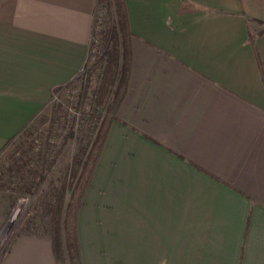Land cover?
I'll list each match as a JSON object with an SVG mask.
<instances>
[{"label": "crops", "instance_id": "1", "mask_svg": "<svg viewBox=\"0 0 264 264\" xmlns=\"http://www.w3.org/2000/svg\"><path fill=\"white\" fill-rule=\"evenodd\" d=\"M125 3L127 92L78 208L81 264H264V0ZM96 5L0 0V150L85 67ZM23 238L5 264H56Z\"/></svg>", "mask_w": 264, "mask_h": 264}, {"label": "trees", "instance_id": "2", "mask_svg": "<svg viewBox=\"0 0 264 264\" xmlns=\"http://www.w3.org/2000/svg\"><path fill=\"white\" fill-rule=\"evenodd\" d=\"M96 12L99 14L96 15ZM131 36L125 0H97L86 65L80 73L61 86L67 88V97L72 99L70 107L80 113L78 116H70V107H63L67 101L64 104L62 100L52 110V123L44 130L46 137L42 143L45 152L42 154L48 157L40 168L46 171L52 161L50 158H55V153L61 152L69 140L76 142L71 161L56 181L46 186L40 194L38 188L43 180L36 175L35 170L30 169L29 174L13 178V185L36 196V208L41 209L47 217V233L56 264H81L76 236L78 208L109 125L127 92ZM43 121L37 117L33 119L30 127L26 126L10 138L3 148L15 141L19 152L27 140L32 145L40 143L38 125ZM16 167V171L12 170ZM24 167V161H21L9 168L10 172H18ZM3 170V167L0 168V172ZM29 226L30 223L26 225Z\"/></svg>", "mask_w": 264, "mask_h": 264}, {"label": "rangeland", "instance_id": "3", "mask_svg": "<svg viewBox=\"0 0 264 264\" xmlns=\"http://www.w3.org/2000/svg\"><path fill=\"white\" fill-rule=\"evenodd\" d=\"M97 14H99V12H96V15ZM67 96V88H61V86L54 88L46 107L33 118L35 119L37 117V119L41 118V121L44 120L42 124L40 123L41 125H38V130L41 133L40 143L36 142L32 145L31 143L28 144L27 140L18 152V147L16 148V144H14L15 141H12L7 147L0 150V168H4V170L0 172V182L3 181L2 185H0V264H5L8 254L10 256L11 249L15 247L17 242L20 244V240L23 237L24 249L26 250L25 255L30 254L28 250L30 246H33L35 243L39 245L48 243L50 244V248H52L51 240L47 233L48 219L43 215L41 209L36 208V196L25 193V191L19 189V186H15L12 183L14 182V176H22L26 173L29 174V170L33 169L36 175L43 180L38 188L40 194L45 190L46 186L56 181L62 170L71 161V157L76 150V142L73 140H69L61 152L55 153V158H50L52 161L46 167V171L43 172L40 168L44 161L46 162L45 158L48 157L46 154H42L45 153L42 147L43 138L46 137V131L44 130L51 126V112L54 108L58 107L57 104H59L61 100L64 104L67 101V105L65 104L63 107L72 106V99ZM69 113L70 116H78L80 112L70 107ZM33 119L28 124V127L31 126ZM25 130H27V128ZM21 161H24L25 167L18 172H10V168ZM15 169L18 168H12V170L16 171ZM7 170H9V172ZM38 177L36 178L38 179ZM19 202H21L20 209L12 218L14 210L19 205ZM28 223H30V226L26 227ZM34 239H37V241ZM33 248H35V246Z\"/></svg>", "mask_w": 264, "mask_h": 264}, {"label": "bare ground", "instance_id": "4", "mask_svg": "<svg viewBox=\"0 0 264 264\" xmlns=\"http://www.w3.org/2000/svg\"><path fill=\"white\" fill-rule=\"evenodd\" d=\"M21 202H22V201H21ZM21 202H19V205L15 208L14 213H13V215H12V218L18 213V211H19V209H20Z\"/></svg>", "mask_w": 264, "mask_h": 264}]
</instances>
